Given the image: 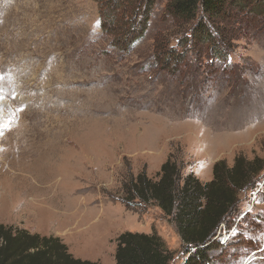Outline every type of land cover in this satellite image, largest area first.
Here are the masks:
<instances>
[{"label":"rangeland","instance_id":"rangeland-1","mask_svg":"<svg viewBox=\"0 0 264 264\" xmlns=\"http://www.w3.org/2000/svg\"><path fill=\"white\" fill-rule=\"evenodd\" d=\"M166 2L122 50L93 0H0V223L57 236L98 264H115L120 233L155 231L183 264L173 225L152 204L125 205L124 181L156 179L168 157L202 182L217 160L264 158V25L231 41L229 67L201 66L180 84L153 66L155 35L173 32L174 45L184 34L162 15ZM257 189L242 197L249 218L217 232L214 264H264Z\"/></svg>","mask_w":264,"mask_h":264},{"label":"trees","instance_id":"trees-1","mask_svg":"<svg viewBox=\"0 0 264 264\" xmlns=\"http://www.w3.org/2000/svg\"><path fill=\"white\" fill-rule=\"evenodd\" d=\"M93 1L100 28L111 37V45L127 50L145 33L158 0ZM162 15L171 20L176 28L174 34H184L176 37L174 45L173 32L155 35L153 66L169 77L180 75V84H185L182 79L197 77L201 66L207 73L230 66L226 62L231 41L242 31L264 25V0H167ZM263 178L264 158L259 156L249 159L239 154L232 165L224 159L217 160L212 165V178L206 182L192 172L183 175L177 160L168 157L160 165L156 179L141 171L124 181L122 202L152 204L160 209L173 225L185 252H190L183 264H214L215 251L222 247L217 232L224 224L227 230L233 226L243 213L242 197L255 192ZM262 188L256 196L263 192ZM248 216L247 212L241 220ZM115 241V264H172L174 260V252L155 231H124ZM0 264L98 263L73 256L57 236L0 223Z\"/></svg>","mask_w":264,"mask_h":264},{"label":"water","instance_id":"water-1","mask_svg":"<svg viewBox=\"0 0 264 264\" xmlns=\"http://www.w3.org/2000/svg\"><path fill=\"white\" fill-rule=\"evenodd\" d=\"M264 183V180L261 182V184H260V186L262 185ZM258 190V189H257ZM244 214V213H243ZM257 251H255V253H256ZM190 252H188V254H189ZM188 254H187V256H188Z\"/></svg>","mask_w":264,"mask_h":264},{"label":"snow or ice","instance_id":"snow-or-ice-1","mask_svg":"<svg viewBox=\"0 0 264 264\" xmlns=\"http://www.w3.org/2000/svg\"><path fill=\"white\" fill-rule=\"evenodd\" d=\"M0 99H3V96H0ZM0 111H2V108H0Z\"/></svg>","mask_w":264,"mask_h":264},{"label":"crops","instance_id":"crops-1","mask_svg":"<svg viewBox=\"0 0 264 264\" xmlns=\"http://www.w3.org/2000/svg\"><path fill=\"white\" fill-rule=\"evenodd\" d=\"M211 174H212V173H211ZM211 178H212V175H211ZM211 178H210V179H211ZM210 179H209V180H210Z\"/></svg>","mask_w":264,"mask_h":264}]
</instances>
